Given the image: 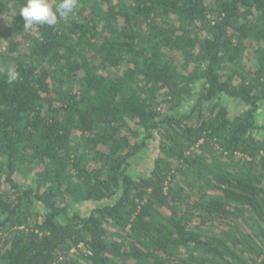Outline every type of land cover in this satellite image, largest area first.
I'll list each match as a JSON object with an SVG mask.
<instances>
[{
	"label": "trees",
	"instance_id": "obj_1",
	"mask_svg": "<svg viewBox=\"0 0 264 264\" xmlns=\"http://www.w3.org/2000/svg\"><path fill=\"white\" fill-rule=\"evenodd\" d=\"M25 3L0 0V264H264V0L32 30Z\"/></svg>",
	"mask_w": 264,
	"mask_h": 264
},
{
	"label": "clouds",
	"instance_id": "obj_2",
	"mask_svg": "<svg viewBox=\"0 0 264 264\" xmlns=\"http://www.w3.org/2000/svg\"><path fill=\"white\" fill-rule=\"evenodd\" d=\"M76 6L77 0H59L54 9L49 0H26L19 10V16L24 21V30H32L37 26L45 25L53 27L57 24L58 19L66 22ZM5 77L8 84H13L19 79L20 73L15 66H10Z\"/></svg>",
	"mask_w": 264,
	"mask_h": 264
},
{
	"label": "rangeland",
	"instance_id": "obj_3",
	"mask_svg": "<svg viewBox=\"0 0 264 264\" xmlns=\"http://www.w3.org/2000/svg\"><path fill=\"white\" fill-rule=\"evenodd\" d=\"M142 155H143L145 158H147V153H144V154H142ZM134 165H135V164H134ZM137 168L140 170L139 167H137ZM140 171H141V170H140ZM140 173H143V172L141 171ZM93 205H95V204H93V203H91V204L84 203L82 206H81V204H78V205L72 207L70 211H71V212H77V211H79L81 214H87V213H89V211L91 210V207H92Z\"/></svg>",
	"mask_w": 264,
	"mask_h": 264
}]
</instances>
